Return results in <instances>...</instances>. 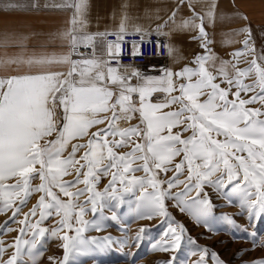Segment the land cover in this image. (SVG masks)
Instances as JSON below:
<instances>
[{"label":"rangeland","instance_id":"1","mask_svg":"<svg viewBox=\"0 0 264 264\" xmlns=\"http://www.w3.org/2000/svg\"><path fill=\"white\" fill-rule=\"evenodd\" d=\"M204 40L59 104L64 73L0 80V264H264V66L215 75Z\"/></svg>","mask_w":264,"mask_h":264},{"label":"crops","instance_id":"2","mask_svg":"<svg viewBox=\"0 0 264 264\" xmlns=\"http://www.w3.org/2000/svg\"><path fill=\"white\" fill-rule=\"evenodd\" d=\"M132 31L167 33L176 65L207 39L206 68L215 75L245 74L246 58L264 66V0H0V80L29 86L64 73L63 85L72 46Z\"/></svg>","mask_w":264,"mask_h":264},{"label":"built area","instance_id":"3","mask_svg":"<svg viewBox=\"0 0 264 264\" xmlns=\"http://www.w3.org/2000/svg\"><path fill=\"white\" fill-rule=\"evenodd\" d=\"M80 56L112 57L119 65L135 70L134 76L122 77L123 85L140 86L146 76L169 73V36L157 31L110 32L102 37L94 35L87 43L71 47V60ZM55 97V104L63 103Z\"/></svg>","mask_w":264,"mask_h":264},{"label":"bare ground","instance_id":"4","mask_svg":"<svg viewBox=\"0 0 264 264\" xmlns=\"http://www.w3.org/2000/svg\"><path fill=\"white\" fill-rule=\"evenodd\" d=\"M101 62L102 69L100 73L104 75V80L98 84L102 87H109L112 83H122L124 75L134 76V68L119 65L112 57L104 56H80L72 60V68L68 76V81L56 93V99L65 100V96L70 93L73 85L82 78L88 71L95 69L96 64ZM158 100V99H156Z\"/></svg>","mask_w":264,"mask_h":264}]
</instances>
